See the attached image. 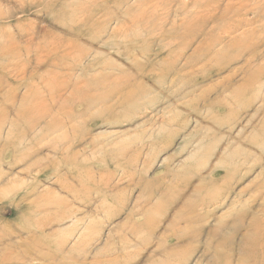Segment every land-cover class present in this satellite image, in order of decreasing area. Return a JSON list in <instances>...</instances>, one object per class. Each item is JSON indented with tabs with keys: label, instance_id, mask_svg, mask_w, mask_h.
<instances>
[{
	"label": "rangeland",
	"instance_id": "1",
	"mask_svg": "<svg viewBox=\"0 0 264 264\" xmlns=\"http://www.w3.org/2000/svg\"><path fill=\"white\" fill-rule=\"evenodd\" d=\"M8 10L0 264H264V0Z\"/></svg>",
	"mask_w": 264,
	"mask_h": 264
},
{
	"label": "bare ground",
	"instance_id": "2",
	"mask_svg": "<svg viewBox=\"0 0 264 264\" xmlns=\"http://www.w3.org/2000/svg\"><path fill=\"white\" fill-rule=\"evenodd\" d=\"M29 6H33V7H35V6H37V5H35V4H32V3H30V5ZM210 7V6H209ZM24 10V9H23ZM51 11H50V13H51V16H52V19H54L55 21H60L61 19H62V14L60 13V12H58V11H55L54 9H50ZM9 17H12V14H11V12H10V10H8V12H7V14L6 15H2V14H0V19L1 20H3V22H4V20H6L7 18H9ZM111 21V20H110ZM18 22V21H17ZM74 22V21H73ZM85 22H88V23H90L89 22V19H83V21H80L79 23H78V28L77 29H74L73 27H69V29H68V31L69 30H71L74 34H76V35H79V34H81V33H83V32H85L86 30H87V23H85ZM234 22V21H233ZM18 24V23H17ZM16 24V25H17ZM18 29V32H17V34H14L13 32H11V31H4L3 32V34H2V36H5V37H7L8 39H10V44H11V46H17V44H18V42L16 41V39H19V38H22V37H24V33H23V31L22 30H20V29H22L21 27H20V25H17L16 26ZM93 28V27H92ZM20 30V31H19ZM111 32H113V30H111ZM232 32V31H231ZM224 33V32H223ZM232 34V33H231ZM231 34H229V35H231ZM71 39V38H70ZM32 41H33V31H32V33L31 34H29V37H27L26 39H25V42H26V45H29V44H31L32 43ZM113 41V40H112ZM107 42V41H106ZM115 43H116V41H115ZM70 44H72V43H70ZM218 44H216V46H217ZM217 47H220V45L219 46H217ZM245 59V58H244ZM261 59V58H260ZM240 63V62H239ZM235 68V67H234ZM71 88H72V90L71 91H74V90H76L77 88H78V86L76 85V84H72L71 85ZM220 203H222V202H220ZM261 212H264V209H262L261 210ZM259 214V213H258ZM262 215H263V213H262ZM261 215V216H262ZM191 217H193V216H189V217H187L186 219H185V221H187V220H189ZM264 217V216H263ZM259 218V217H258ZM244 221V220H243ZM254 225H256L257 226V228L259 227V225H261V222H260V220H255L254 221V223H253ZM263 224V223H262ZM263 226V225H262ZM264 228V227H263ZM258 238V237H257ZM244 240V239H243ZM261 248V247H260ZM22 257V256H21ZM244 257V256H243ZM243 260V259H242ZM247 263V262H246ZM263 263V262H262ZM4 264H6V263H4Z\"/></svg>",
	"mask_w": 264,
	"mask_h": 264
},
{
	"label": "crops",
	"instance_id": "3",
	"mask_svg": "<svg viewBox=\"0 0 264 264\" xmlns=\"http://www.w3.org/2000/svg\"><path fill=\"white\" fill-rule=\"evenodd\" d=\"M244 158H246V157H244ZM244 158L241 161L237 162V164L235 166H233L230 171L227 170L221 176H218L217 173H215V172L210 173V175L213 178V181H216L217 183H218V181L222 182L223 178L229 177L230 175H231V177L234 176L233 174H237L241 169H243V167L245 165H248L251 167L250 163L248 161H246V159H244ZM239 175L241 176V173ZM227 184H229L228 188H225V189H223L222 187L217 188L219 190H218L217 195L215 197L216 201L221 202L222 200L224 201L228 197L227 193L230 192L231 187H230V183H227ZM240 189H244V188H240ZM241 192L242 191L238 192L237 197L241 194ZM219 198H221V199H219Z\"/></svg>",
	"mask_w": 264,
	"mask_h": 264
}]
</instances>
